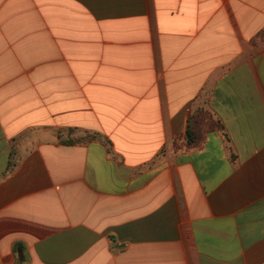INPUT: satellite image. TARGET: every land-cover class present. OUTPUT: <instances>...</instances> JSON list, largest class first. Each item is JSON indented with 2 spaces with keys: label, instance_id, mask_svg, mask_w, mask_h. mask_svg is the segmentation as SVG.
Masks as SVG:
<instances>
[{
  "label": "crops",
  "instance_id": "obj_1",
  "mask_svg": "<svg viewBox=\"0 0 264 264\" xmlns=\"http://www.w3.org/2000/svg\"><path fill=\"white\" fill-rule=\"evenodd\" d=\"M0 264H264V0H0Z\"/></svg>",
  "mask_w": 264,
  "mask_h": 264
},
{
  "label": "trees",
  "instance_id": "obj_2",
  "mask_svg": "<svg viewBox=\"0 0 264 264\" xmlns=\"http://www.w3.org/2000/svg\"><path fill=\"white\" fill-rule=\"evenodd\" d=\"M209 126V127H217L218 129H222V125L219 121L215 122L212 120L211 116H209L204 111H198L194 117L190 120L187 137L185 141V147L188 149L196 148L199 144V126Z\"/></svg>",
  "mask_w": 264,
  "mask_h": 264
}]
</instances>
